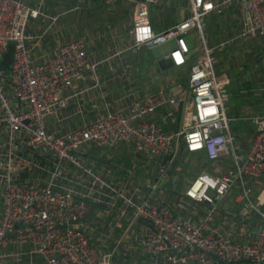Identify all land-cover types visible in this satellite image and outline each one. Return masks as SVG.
Segmentation results:
<instances>
[{
    "label": "built area",
    "instance_id": "obj_1",
    "mask_svg": "<svg viewBox=\"0 0 264 264\" xmlns=\"http://www.w3.org/2000/svg\"><path fill=\"white\" fill-rule=\"evenodd\" d=\"M231 4L241 5L240 29L211 47L204 18L214 10L222 13ZM189 5L190 14L184 20L157 31L150 22L149 5L141 4L133 17L129 46L153 50L176 43L169 56L176 66L189 65L188 86L193 95L182 127L167 132L151 118L162 107L173 118L181 102L177 96L157 92L131 101L125 110L110 111L93 123L56 135L47 130V118L68 106L66 91L89 66L87 44L75 38L54 45L50 55L37 57L41 38L60 15L40 4L0 0V65L9 45L14 46L11 67L0 70V264H115L121 252L136 249L145 256L144 264H264V222L248 232L245 240L213 225L230 194L241 205L231 213L240 227L248 226L250 208L264 221V114L248 116L255 130L249 148L241 154L226 107L229 93L215 76L212 57L214 50L237 39L264 35V0H189ZM38 18L48 21L41 34L28 29ZM193 30L202 57L190 64L186 37ZM22 137L30 151L43 149L52 159L54 171L48 181L16 176L25 170L16 157ZM121 143H131L136 153L151 160L164 183L170 174L165 155L174 156L180 147L204 152L216 174L198 173L174 204L144 196L139 185L126 194L83 159L91 145ZM223 159L230 161L224 171ZM73 169L79 171L75 185L81 189L65 185L75 180L69 177ZM129 175L133 177L132 170ZM148 187L154 192L159 186ZM89 201L106 205L104 219L112 218L113 228L95 222L98 214L88 216ZM189 203L204 206L200 219L181 217ZM118 229L121 233L116 238Z\"/></svg>",
    "mask_w": 264,
    "mask_h": 264
},
{
    "label": "crops",
    "instance_id": "obj_2",
    "mask_svg": "<svg viewBox=\"0 0 264 264\" xmlns=\"http://www.w3.org/2000/svg\"><path fill=\"white\" fill-rule=\"evenodd\" d=\"M22 1L30 5L40 4L49 13L60 15L52 30L47 31L41 38L35 50L37 57L50 55L54 45L64 44L79 37L85 40L88 48L89 66L66 91V95L70 97L68 106L57 115L47 118L49 132L63 135L82 123L95 122L110 111L125 110L131 101L143 99L157 92L177 96L181 102L173 118L167 117L166 107L158 109L151 118L157 120L167 132L182 127L183 120L190 111L189 65H174L169 55L176 47V43H173L172 48H161L160 54L151 52L150 56L148 49L141 56L139 49L132 50L129 46L133 41L131 30L133 17L141 4L149 5L150 22L158 31L166 30L184 20L190 14L189 0H164L160 8L155 7L156 1L153 0ZM242 18L240 4H231L225 7L222 13L214 10L208 14L204 18L208 45L212 47L236 35ZM47 25V20L38 18L31 21L28 29L35 34H41ZM189 35L191 42L187 38ZM187 37L191 51L190 64L197 63L202 57V51L196 30L189 32ZM212 57L215 76L218 81L225 84L229 93L226 107L232 118L231 129L240 153L244 154L254 135L253 128L248 127V116L264 114V35L237 39L214 50ZM253 108L259 111H254ZM25 139V137L20 139L16 153L17 160L25 164V170L16 172V176H33L44 182L48 181L54 171L52 159L45 156L43 149L38 152L30 151L25 146ZM180 151L182 155L178 159ZM84 154L83 159L92 165L104 180L117 185L126 194L132 192L133 185H139L144 196H151L155 201H163L166 204H174L198 173L206 171L216 174L212 162L207 159L204 152H188L183 147L166 161L170 173L167 183L159 177L154 163L144 154L136 153L131 143L101 148L91 145ZM189 163L190 167L193 164L197 169L196 172L191 174L186 171L184 167ZM229 164L228 159L221 160V170H226ZM131 170L133 177L129 175ZM69 177L75 180L65 185L81 189L79 185H75L79 183V171L71 170ZM149 184L159 187L153 192L152 188L148 187ZM240 207L241 205L235 201L234 194L226 196L213 225L231 231L237 239L245 240L248 232L258 229L264 221L250 208L248 226L240 227L231 214ZM181 213L183 219L198 220L204 214V206L189 203ZM92 214L94 216L98 214L95 222L103 221L102 223L109 227H114L112 218L104 219L103 209H96ZM122 228H125V225ZM120 231L121 229L116 231V238ZM144 260L143 253L136 249L121 252L114 258V263L144 264Z\"/></svg>",
    "mask_w": 264,
    "mask_h": 264
},
{
    "label": "water",
    "instance_id": "obj_3",
    "mask_svg": "<svg viewBox=\"0 0 264 264\" xmlns=\"http://www.w3.org/2000/svg\"><path fill=\"white\" fill-rule=\"evenodd\" d=\"M145 1V0H143ZM153 1H156V4L155 7L157 8H160L163 4H164V0H160V1H157V0H153ZM249 0H245V2H248ZM182 21V20H181ZM181 21L177 22V23H180ZM175 23V24H177ZM147 51V47L145 45H141L139 47V54L142 56L146 53ZM5 69V66L4 65H0V70H4ZM193 95H192V92L190 91L189 92V98L190 100L192 99ZM257 134V133H255ZM182 155V151L179 152L178 154V159L180 158V156ZM172 154H167L165 155V162L170 160L172 158ZM89 204H90V212L88 213V216H90L94 210L96 209H105L106 208V205L105 204H102V203H98V202H94V201H89ZM189 264H195L194 261H190Z\"/></svg>",
    "mask_w": 264,
    "mask_h": 264
},
{
    "label": "rangeland",
    "instance_id": "obj_4",
    "mask_svg": "<svg viewBox=\"0 0 264 264\" xmlns=\"http://www.w3.org/2000/svg\"><path fill=\"white\" fill-rule=\"evenodd\" d=\"M205 22V21H204ZM188 40H189V42H191V40H190V38H191V36L189 35L188 37ZM173 43L174 42H169L168 44H165L164 46H160V47H158V48H155L154 50H150V49H148V56H150L151 55V52H154L155 54H160V49L161 48H172L173 47ZM264 94V93H263ZM234 100H236V99H234ZM233 102V101H232ZM254 109V108H253ZM254 111H259V110H255L254 109ZM251 126V128H253V130H255V128H254V126H253V124H251V122H249L248 121V127H250ZM148 162V161H147ZM185 164H186V161H185ZM187 167H184V168H186V171L187 172H190L191 174L193 173V172H196L197 171V169H195V167L193 166V164H192V166L190 167V163L189 164H187L186 165ZM91 225H94V224H92L91 223ZM94 233V232H93Z\"/></svg>",
    "mask_w": 264,
    "mask_h": 264
},
{
    "label": "trees",
    "instance_id": "obj_5",
    "mask_svg": "<svg viewBox=\"0 0 264 264\" xmlns=\"http://www.w3.org/2000/svg\"><path fill=\"white\" fill-rule=\"evenodd\" d=\"M13 43L9 45L8 51L5 53L3 57L2 64L5 66L6 69H9L13 63Z\"/></svg>",
    "mask_w": 264,
    "mask_h": 264
}]
</instances>
